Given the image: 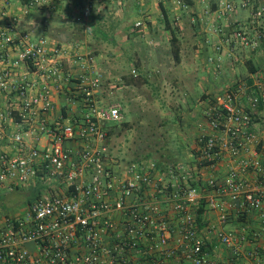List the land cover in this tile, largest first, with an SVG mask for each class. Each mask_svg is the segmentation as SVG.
Here are the masks:
<instances>
[{
    "label": "built area",
    "instance_id": "1",
    "mask_svg": "<svg viewBox=\"0 0 264 264\" xmlns=\"http://www.w3.org/2000/svg\"><path fill=\"white\" fill-rule=\"evenodd\" d=\"M157 2L168 10L172 26L179 27L184 0ZM253 3L240 0L242 8L252 7L249 23L256 28L264 8ZM224 7L226 12L235 8ZM145 24L138 21L135 28ZM16 36L12 21L0 30V60H7L0 91L16 93L12 112L28 130L12 136V157L0 155V190L20 184L47 190L29 201L22 214L0 222V264H220L225 255L227 264H264V80L252 78V85L245 81L228 88L205 110L195 143L200 167H165L141 159L120 169L105 159L107 126L125 118L120 104L99 105L101 81L93 56L79 44L51 50L47 39L33 42L25 35L9 61L7 47ZM260 41L257 33L237 27L215 51L221 53L223 44L257 50ZM67 57L83 71L74 94L84 104V123L49 126L42 115L53 108L49 82L70 81ZM21 67L27 69L22 82L11 84L10 69ZM5 118L0 115V134ZM32 133L45 136L46 146L30 144ZM67 142L79 148H68ZM226 159L231 167L222 182L207 174ZM202 201L206 211H216L215 225L199 224ZM233 212H256L260 228L251 233L248 225L230 228Z\"/></svg>",
    "mask_w": 264,
    "mask_h": 264
},
{
    "label": "crops",
    "instance_id": "2",
    "mask_svg": "<svg viewBox=\"0 0 264 264\" xmlns=\"http://www.w3.org/2000/svg\"><path fill=\"white\" fill-rule=\"evenodd\" d=\"M67 1L0 0V30L5 23L12 21L17 31L15 44L7 47L9 61L17 56L20 48L19 41L25 35H29L33 42H36L39 38L47 39L51 50L69 48L71 45L79 44L84 52L91 54L97 45L95 46L90 38L92 36L99 38L100 34L96 31L97 26L102 24L105 27L112 15L114 16V22H116L115 25H122L118 29L123 35L122 37L128 38L127 33L130 32V38L134 35L143 38L147 46H155L159 53L164 54L166 52L174 58L171 46L173 36L170 30H167L166 27L163 28L161 25L162 21L164 23L163 13L157 0H72L71 4L73 6L70 5L71 13L69 16L61 13L67 6L65 4ZM184 2L187 8L182 11V22L176 30L178 39L176 45L180 49L179 59L174 58V64L176 63V69L188 72L187 75L183 73L182 80L197 85L200 91L199 95L196 96L195 103L197 106L188 108L186 114L193 128L185 133L182 140V144L188 149L187 158L192 164L195 160V152L192 150L195 151L196 148L195 143L199 124L204 121V112L212 104L214 98L228 88L245 82L248 77L264 80V16L258 22L256 28H252L249 23L252 7L242 8L240 0H184ZM57 3L61 8L59 14L55 11ZM225 4L234 5V10L226 12ZM111 5L116 6V8L111 9ZM253 7L264 8V0H254ZM25 9L28 10V14L24 13ZM166 12L169 15L168 10ZM135 14H138V16L135 18L134 24L131 22L130 26H124L123 23L128 19L132 21ZM138 21H145L144 29L135 28ZM190 26L193 29L192 32L187 29ZM237 27L248 30L252 35L255 33L260 35L259 48L250 50L236 45L223 44V51L217 53L215 51L217 43L221 40L224 41L227 36H232L233 29ZM114 28L117 29L118 27L115 26ZM131 28L133 30L130 31ZM111 32L113 34L114 30ZM109 37L112 38L113 35ZM93 59L96 73L100 75L96 66V58L93 57ZM6 61L0 60V73L7 69ZM249 62L251 63L250 67L256 69L255 74L250 72L247 64ZM199 66L201 69H199ZM64 69L67 73L68 71L72 73L70 81H62L60 85L54 84L53 81L49 82L53 90L51 98L53 108L42 114L49 126H53L56 122L63 125L84 123L86 113L84 104L78 98L79 96L74 94L79 83L77 77L82 75L83 71L81 72L77 66L73 67L71 58L68 57L64 60ZM171 70H174V68H171ZM26 72L27 69L24 67L10 69L11 84L18 85L21 83ZM32 77L38 83H41L39 77L31 76L30 78ZM130 86L128 84V88ZM184 93H186L187 98L192 95V92H188L187 89H184ZM17 105V95L11 88L7 91H0V115L4 114L6 116L1 123L0 155L7 154L12 157L15 153L12 136L18 132L28 130L26 123L12 112ZM27 140L30 144L38 147H44L48 143L45 136L38 138L35 133H32ZM66 147L78 149L79 143L67 142ZM230 167L229 160L226 159L217 165L214 170L207 171V174H212L219 182H222ZM249 180L252 181L250 178ZM39 186L42 187L37 185L32 186V188L37 189ZM40 191L41 189L38 191L37 196ZM37 196L31 197V200ZM236 213L239 212H233L235 219ZM217 218L216 211H206L204 227L215 225ZM248 220L247 225L251 226L248 230L249 233L260 228L257 223L256 212L250 213ZM245 225L234 221L230 228L241 230ZM227 261L228 256L225 255L219 263L227 264Z\"/></svg>",
    "mask_w": 264,
    "mask_h": 264
},
{
    "label": "rangeland",
    "instance_id": "3",
    "mask_svg": "<svg viewBox=\"0 0 264 264\" xmlns=\"http://www.w3.org/2000/svg\"><path fill=\"white\" fill-rule=\"evenodd\" d=\"M72 2L68 0L61 13L69 16ZM110 8L114 9L116 6L111 5ZM60 10L57 3L55 11L59 14ZM135 16L132 21L128 19L123 25L130 26L131 22L134 24L138 14ZM113 17L112 15L109 19L111 22L108 21L105 27L102 24L97 26L96 31L101 37L90 38L97 45L91 55L96 58L100 74L99 105L120 104L124 122L128 123L127 128L117 127L115 133L108 137L106 162L122 169L149 156L148 158L156 159L162 164L176 162L190 165L188 149L184 147L182 140L185 133L193 128L186 114L188 108L197 106L195 102L200 93L199 87L182 80L183 73L187 75L188 72L176 69L175 60L169 53H159L155 46H147L145 40L136 35L130 38V32L127 33L128 38L122 37L118 31L122 25H115ZM114 25L118 28H114ZM161 25L165 27L163 21ZM187 29L189 32L193 31L191 26ZM131 79L138 80L128 88V81ZM184 89L192 92L189 98ZM40 189L47 190L46 187L39 186L36 189L24 184L12 190H0V222L22 214L31 197L37 196Z\"/></svg>",
    "mask_w": 264,
    "mask_h": 264
},
{
    "label": "trees",
    "instance_id": "4",
    "mask_svg": "<svg viewBox=\"0 0 264 264\" xmlns=\"http://www.w3.org/2000/svg\"><path fill=\"white\" fill-rule=\"evenodd\" d=\"M160 7H161V10H162V13H163V20H164L165 27H166L167 30H170L171 31V34L173 36V38H172V51H173V54H174V58L178 60L179 59V52H180L179 47L176 45V42L178 41L177 36H176V30L178 29V27L174 28L172 26L171 20L169 19L168 14H167L166 10L163 7V4H160ZM247 64L249 66L250 72L252 74H255L257 72L256 69H253V68L250 67V64H251L250 62L247 63ZM136 80H138V79H131L130 81H128V84H130V85L131 84H136L135 83ZM246 81L248 82L249 85H252V83H253L252 78H250V77H248ZM127 126H128V123H126V122H122L120 124H113L110 127L108 126V128H107L108 135L109 136H112L115 133L114 130L117 127L127 128ZM192 151L195 152L194 150H192ZM148 157L149 156H147V158H145V159H152V158H148ZM196 157H197V155H195V158ZM158 163H160V162H158ZM160 164L163 165V166H165V167H169V166H172V165H176V162L167 163V164L160 163ZM194 164L197 165L198 167L201 166V164L199 162H197L196 160H194L192 162V165H194ZM191 184H192V186H196L198 183H196L194 181H191ZM205 204H206V202L205 201H202V203L200 205V208L198 210V222H199V224L201 226L204 224V216H205V213H206ZM235 217H236V219L234 218V215H233L232 222L236 221L238 223H244L246 225L249 223L248 215L247 214L238 213L237 215H235Z\"/></svg>",
    "mask_w": 264,
    "mask_h": 264
}]
</instances>
